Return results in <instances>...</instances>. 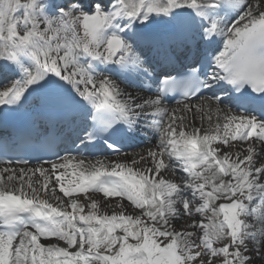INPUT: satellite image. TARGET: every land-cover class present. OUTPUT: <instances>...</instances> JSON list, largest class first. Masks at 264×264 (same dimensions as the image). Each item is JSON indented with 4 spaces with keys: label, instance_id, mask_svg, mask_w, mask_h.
<instances>
[{
    "label": "snow or ice",
    "instance_id": "obj_1",
    "mask_svg": "<svg viewBox=\"0 0 264 264\" xmlns=\"http://www.w3.org/2000/svg\"><path fill=\"white\" fill-rule=\"evenodd\" d=\"M0 73L11 74L0 81V119L21 117L30 140L75 135L73 145L118 150L142 126L157 136L146 167H137L143 155L93 162L67 148L32 168L7 161L0 264L261 258L264 0H0ZM113 77L139 84L123 91ZM172 93L183 100L169 110ZM169 170L186 175L170 180ZM89 193L119 198V211H102Z\"/></svg>",
    "mask_w": 264,
    "mask_h": 264
},
{
    "label": "bare ground",
    "instance_id": "obj_2",
    "mask_svg": "<svg viewBox=\"0 0 264 264\" xmlns=\"http://www.w3.org/2000/svg\"><path fill=\"white\" fill-rule=\"evenodd\" d=\"M3 76H10L11 77V74H8V73H3ZM117 83L119 84L121 90L123 91H131L133 90L134 86H125V85H122L119 81H117ZM3 87V86H2ZM0 87V88H2ZM212 107L214 108L215 107V104L212 103ZM220 108L221 109H224L225 111L227 110L225 107H223L222 105H220ZM171 110V108H170ZM150 111V109H149ZM188 120H192V117L189 115L188 116ZM216 122V116L213 115V120L210 122L208 121L207 119H205L203 121V125L205 128H211L214 126V123ZM200 120L199 118L197 117L196 119V125L199 126L200 125ZM150 132L151 131H148L146 132V135L142 138V141H145L147 139V137H149V140H152L153 141V144L152 145H145L143 150L144 151H141V150H136L134 154H132L131 156L129 157H111V158H108L107 161L111 160V161H131L132 159H136L135 156L136 154L139 153V157L141 155L145 156L146 157V161L145 162H141L140 164L137 165V167H146V166H150L148 163H147V150L148 149H151L155 146V144L157 143V137L155 138L153 135H150ZM149 140H146L145 142L148 144ZM227 150V149H226ZM141 153V154H140ZM136 160H139V159H136ZM94 162V161H93ZM2 167H5V166H0V168ZM29 168H32V167H29ZM69 172H71V169H69ZM177 178L175 179L176 181H180L184 174H182L180 171H176L175 174H174ZM171 176V174L167 175V177L169 178ZM57 195H60L61 194L59 193V191L57 190ZM91 198L93 199H96L97 201H99L100 203V207H101V210L102 211H107L108 214H111L113 210H116V211H119V209L116 208V204H117V201L119 200V198H117L116 200L115 199H102L100 197H97L95 196L96 198L93 197V195H90ZM78 199L81 200V202H86L85 201V196H79V197H76ZM65 199V198H64ZM115 200V201H114ZM125 207H126V210L129 214H132L133 213V208L130 206V203L125 199L123 201ZM85 211H87V208L85 209ZM139 210H135V214H138ZM187 223L186 219H184V221H182V223L177 226V229L181 228L183 225H185ZM261 258L260 259H256L254 258L253 260H251L249 262V264H264V251L261 252L260 254Z\"/></svg>",
    "mask_w": 264,
    "mask_h": 264
},
{
    "label": "rangeland",
    "instance_id": "obj_3",
    "mask_svg": "<svg viewBox=\"0 0 264 264\" xmlns=\"http://www.w3.org/2000/svg\"><path fill=\"white\" fill-rule=\"evenodd\" d=\"M140 154H141V153H140ZM119 158H120V157H119ZM135 158H136V159H139V153L136 154ZM115 200H116V199H115ZM115 200H114V201H115Z\"/></svg>",
    "mask_w": 264,
    "mask_h": 264
}]
</instances>
